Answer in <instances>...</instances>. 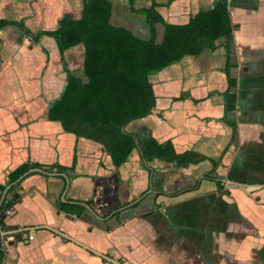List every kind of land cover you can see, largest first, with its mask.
<instances>
[{"label":"crops","instance_id":"crops-1","mask_svg":"<svg viewBox=\"0 0 264 264\" xmlns=\"http://www.w3.org/2000/svg\"><path fill=\"white\" fill-rule=\"evenodd\" d=\"M215 1L111 0V19L147 39L149 26L136 9L155 2L167 22L185 24ZM228 2L239 26L230 54L218 40L215 50L151 75L156 106L126 127L139 144L152 136L205 157L187 167L146 164L134 149L116 168L100 143L65 131L48 118L67 85L55 38L36 43L16 26L0 30V184L25 162L57 164L48 171L54 175L32 172L7 192L8 199L20 196L8 226L50 225L125 264H264V0ZM38 3L0 0V18L40 23L29 27L39 32L82 15V0ZM163 34L158 25V40ZM84 54L79 44L65 50L63 61L87 80ZM59 200L91 210L77 217L60 210ZM26 233L33 239L6 236L2 264H111L48 229Z\"/></svg>","mask_w":264,"mask_h":264},{"label":"trees","instance_id":"trees-1","mask_svg":"<svg viewBox=\"0 0 264 264\" xmlns=\"http://www.w3.org/2000/svg\"><path fill=\"white\" fill-rule=\"evenodd\" d=\"M80 18L63 17L55 30L32 31L24 20L0 18V30L13 25L36 43L44 35L55 38L61 53L67 85L61 96L49 106L48 118L59 121L64 130L77 137H85L102 145L120 167L134 149H139L141 159L148 163L159 159L187 167L205 159L193 150L177 152L171 141L158 142L148 137L141 144L126 127L134 120L151 114L156 106V94L150 76L179 62L187 55H199L205 49L215 50L218 40L224 41L228 55L234 40V30L239 26L232 21L228 0H216L206 9L193 14L185 24L167 22L153 2L149 7L136 9L149 26L147 39L136 36L131 30L112 23L111 0H82ZM135 0H130L134 4ZM158 25L164 28L158 40ZM83 44L85 48L83 72L87 78L75 75L63 61L65 50ZM236 81L229 80V86ZM235 130V125H233ZM50 166L25 162L8 175L7 184L17 180L31 168L53 171ZM21 182V181H20ZM20 182L10 188L13 191ZM7 184H0V198ZM19 195L5 198L0 207V231L11 230L5 223V209L19 200ZM91 204V201H88ZM58 208L81 217L86 208L80 203L59 200ZM23 233L15 234L19 241ZM5 251L0 238V264Z\"/></svg>","mask_w":264,"mask_h":264},{"label":"water","instance_id":"water-1","mask_svg":"<svg viewBox=\"0 0 264 264\" xmlns=\"http://www.w3.org/2000/svg\"><path fill=\"white\" fill-rule=\"evenodd\" d=\"M32 172H41V173H45V174H52L54 175V173H50L44 169H41V168H31L29 169L27 172H25L23 175H21L17 180H15L14 182L6 185L3 193H2V196L0 198V207L2 206L5 198H6V195H7V192L10 190L11 187H13L14 185L18 184L25 176H27L28 174L32 173ZM63 177L66 179L67 182H69L68 180V176L66 174L63 175ZM68 187V185H67ZM64 201H66V199L64 198L63 199ZM81 203L82 205H84L87 209L91 210V207L90 205H88L87 203L85 202H79ZM37 229H48L52 232H54L55 234L83 247L84 249L88 250L89 252L99 256L100 258H102L103 260L111 263V264H125L123 263L122 261H120L119 259H116L106 253H103L102 251L96 249V248H93L92 246L80 241L79 239L61 231L60 229L58 228H55L53 226H50V225H41V226H37V227H32V228H17V229H11V230H6V231H3L0 235H3V236H11V235H15V234H19V233H23V232H28V231H32V230H37Z\"/></svg>","mask_w":264,"mask_h":264},{"label":"built area","instance_id":"built-area-1","mask_svg":"<svg viewBox=\"0 0 264 264\" xmlns=\"http://www.w3.org/2000/svg\"><path fill=\"white\" fill-rule=\"evenodd\" d=\"M12 212H13V205H10L4 211L5 217L11 215ZM2 232L3 231H0V234ZM0 238H2V246H4V244H5L4 240L6 239V236L0 235ZM32 239H33V235L31 233H26V232H23V234L20 238V240H32Z\"/></svg>","mask_w":264,"mask_h":264},{"label":"rangeland","instance_id":"rangeland-1","mask_svg":"<svg viewBox=\"0 0 264 264\" xmlns=\"http://www.w3.org/2000/svg\"><path fill=\"white\" fill-rule=\"evenodd\" d=\"M22 1H24V0H22ZM33 2H35V1H37V0H32ZM42 0H40V3H38V5L40 6H42ZM37 4V3H36ZM25 8L26 9H28L29 7L28 6H26V7H22V9L20 8V12H22L23 14H25ZM34 13H35V15H36V13H37V11H33ZM4 13V12H3ZM7 14H9V13H7ZM41 21V20H40ZM39 21V22H40ZM32 24V22H30L29 20H27V24H29V27L31 26V28H33V29H36V28H39V27H42L43 25H41L40 23H37V24H33V25H31ZM162 71V70H161ZM156 74H159V72H156L155 74H153V75H156ZM139 150V149H138ZM126 163V162H125ZM122 166V165H121Z\"/></svg>","mask_w":264,"mask_h":264}]
</instances>
